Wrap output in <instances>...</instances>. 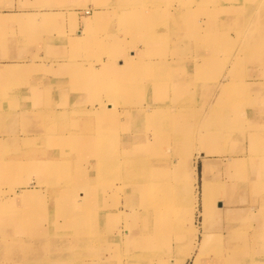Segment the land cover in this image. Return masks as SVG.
Instances as JSON below:
<instances>
[{"label": "rangeland", "instance_id": "obj_1", "mask_svg": "<svg viewBox=\"0 0 264 264\" xmlns=\"http://www.w3.org/2000/svg\"><path fill=\"white\" fill-rule=\"evenodd\" d=\"M183 1L107 0L105 5L115 7L110 15L96 13L100 7L94 2L92 8L82 9V14L89 12L90 29L82 31L72 49L80 64L64 66L34 57L42 69L33 65L35 70L26 73L40 76L43 109L17 110L16 96L9 95L5 108L0 109V140L24 138L32 145L34 139L33 145L43 147V141L56 136L54 142L67 151L50 153L45 148V157L34 159L30 156L37 149L26 152L25 165L35 162L39 166L26 168L23 175L20 158L12 155L16 152L0 148V162L7 167L0 170V231L8 241L0 248V264H68L67 248L55 244L85 240L70 231L56 209L50 211L47 197L58 185L74 188L88 172L92 193L89 205L84 206L89 213L102 208L123 210L132 193L134 205L141 211L132 208L105 222L106 235L111 238L114 231L120 236L116 247L136 236L130 249L138 247L134 255L119 264H264V93H260L264 91V27L256 26L260 18L253 21L258 12L264 18V0ZM187 2L190 4L183 7ZM176 5L186 11L182 13ZM141 15L150 17L152 24L136 21ZM163 16L173 20L166 22ZM113 22L116 28H112ZM66 33L63 36L76 38L75 31ZM41 34L40 29L28 33L33 37L30 47L34 55L46 53L45 45L36 40ZM60 34L58 31L57 36ZM116 57L123 59L119 67ZM98 65V70L92 67ZM60 66L70 74L71 85L82 91L73 87L70 92L69 84L59 81L65 86L57 84V90L52 88L54 93H49L48 87L54 86L49 82L55 78L49 75L52 70L55 75ZM120 67L126 71H118ZM83 91L92 94L93 100L88 101ZM36 95H25L21 105L32 106L35 98L30 96ZM65 112L76 117L77 126L71 130V118ZM136 112L161 115L144 120ZM212 144L219 156L206 157ZM101 154L109 160L106 183L98 175V164L93 163ZM189 157L195 170L193 210L185 197L179 203L176 186L168 193L152 190L175 178L179 163ZM56 159L59 167H48ZM129 159L136 161L132 177L118 172ZM44 162L48 163L42 168ZM68 170L71 183H63ZM29 181L36 189L41 186L43 191H36L40 197L11 200L12 188H25ZM113 182L118 186L106 188L108 195H104L103 185ZM226 182L230 187L225 195ZM203 185L207 193L218 188L206 218L201 211ZM40 201L47 202L42 209ZM19 203L21 218L10 221L14 215L8 211L17 213ZM30 208L34 209L25 213ZM44 209L48 215H37ZM50 226L58 229L51 231L55 235H41ZM100 230L99 223L93 234ZM18 235L25 240L35 238L40 247L35 251L19 248ZM204 236L210 241L198 249ZM102 242L90 244L93 253L103 249Z\"/></svg>", "mask_w": 264, "mask_h": 264}, {"label": "crops", "instance_id": "obj_2", "mask_svg": "<svg viewBox=\"0 0 264 264\" xmlns=\"http://www.w3.org/2000/svg\"><path fill=\"white\" fill-rule=\"evenodd\" d=\"M94 2L100 7L98 8L99 10L96 11V13H98L99 15H110L112 12L114 13V10L111 11V9L115 7L105 5L107 0H0V109L5 108L3 104L5 103V100L10 98L9 95L16 96L15 98H13V100H16L15 102L18 105L17 110L24 108L33 110L43 109V107L41 106L43 100L40 94L44 93V88L43 86L41 87L40 83L38 82L40 76L36 74H29L26 72H33L35 70L33 65H39L36 68H38L39 70L42 69L40 66V61L34 57H37L38 59L44 58V61L52 60L56 63H63L62 65L64 66L70 65L69 62L80 64V62L78 61L79 59H75L73 57L72 49L75 45V41L78 40V38H82V31L87 32V30L90 29V27L87 28L88 23L90 24V16H87L89 15V12L84 11V14H82V9L83 7H86L88 9L92 8ZM29 17H31L32 22L25 23V18ZM106 22L109 23L111 21ZM116 24V22H113L112 28H116ZM32 29L41 30L42 34L38 36V39L36 37V40H38L41 45H45V48H47L46 53L40 52L35 55L33 54V49H31L30 47L34 44L33 37H30L28 35V33L30 34ZM58 31L61 33L60 36H57ZM67 31H75L76 38H72L70 34H68V36H63V34H67ZM65 46L68 47L65 48ZM128 51L130 52V50ZM101 60H105V58H102ZM115 60L118 64L116 66L119 67L121 63L119 60L123 61L122 57H116ZM56 66L57 65H55L54 69H56ZM82 66L84 68H87V66ZM92 67L97 70L100 68L99 65ZM62 68L63 66H60L58 69L59 71L57 70L55 72V75H53V70L51 71V74L49 75L50 79H53V77L55 78L54 81L49 82L54 83V86L48 87L49 93H54L51 91V89H56L57 84L60 85V87L65 86L62 85L63 83H58L59 81H64L65 84H69L68 90H70V92H73L74 85H71V76L66 70H61ZM16 70H20L19 73H16ZM118 71L124 73L126 71V68L120 67V70L118 69ZM57 73L63 75L64 78H56L58 76ZM14 82H17V84H14ZM74 88L82 91V87L75 86ZM84 93L87 94L88 101L93 100V98L91 97L92 94H90L89 96L88 92ZM29 94H38L34 97L30 96V99L35 98V100L33 99L34 101L32 102L33 105H28L26 104L27 102H25L24 105H21V103L24 102L23 99L25 95ZM70 110L71 109L68 108V111ZM65 114L69 116L68 112H65ZM70 118L71 123H69V130L73 129L74 126H77V124L74 123L76 117L71 116ZM50 138L51 140H49ZM55 138L56 136H50L48 137V141H43V148H46L50 153H60L67 151L66 149L59 147L58 144L60 143L54 142L53 139ZM17 140L18 142L22 141V139ZM4 143L5 142L0 140L1 150H4V146H6ZM216 149L217 148L215 144H212V146L210 145V147L208 148V150L210 151L209 153H207L206 157H211L213 154H217L218 151H216ZM211 151L213 152L211 153ZM217 156L219 155L217 154ZM77 184L78 183H76V185ZM27 186H31V184L27 182L25 189H29ZM68 186L69 185H65V187ZM40 187L36 189L34 186V188H30L32 189L30 191L36 190L42 192L43 189H41ZM229 187L230 183L226 182L224 186L225 195L228 193ZM17 188L18 187H14L13 190ZM19 188L22 187L19 186ZM38 196L40 197V195ZM42 196L44 198V195ZM17 198H22L24 200L23 196H19ZM47 198L49 199V196ZM26 199L28 200V198ZM77 199H81L84 205H89L90 203L88 195L82 194L78 196ZM42 204L43 207H45L47 202L42 203L40 201L41 209ZM230 204L235 205V202H231ZM17 214L20 215L21 218L20 203L17 204Z\"/></svg>", "mask_w": 264, "mask_h": 264}, {"label": "bare ground", "instance_id": "obj_3", "mask_svg": "<svg viewBox=\"0 0 264 264\" xmlns=\"http://www.w3.org/2000/svg\"><path fill=\"white\" fill-rule=\"evenodd\" d=\"M185 1V0H184ZM183 1V3H185ZM188 3V2H187ZM188 4H184L183 7H185ZM181 7V6H180ZM180 7H178L176 5V9H179L182 13L186 10L181 9ZM259 13L258 15H256V18L253 20H257L259 19V21L256 22V26H262L264 27V18L262 17V15L259 17ZM28 16V15H27ZM97 17V16H96ZM163 19H165L166 22H170L173 19L168 17V16H163ZM144 21L145 23H150L152 24V19L150 17H143L141 15V17H137L136 21ZM25 23H30L32 22L31 17L29 18H25L24 20ZM255 25V24H254ZM26 26V25H25ZM28 27V26H27ZM149 28V25H148ZM152 34V33H151ZM148 37L152 38V35H147ZM146 36V37H147ZM163 61H159L158 63H162ZM122 63V62H121ZM154 63V62H153ZM245 75V74H244ZM240 79V78H239ZM264 79V78H263ZM262 79V80H263ZM242 80V78H241ZM247 82V81H246ZM248 87H250L248 85ZM249 89V88H248ZM136 90H140V89H136ZM250 90V89H249ZM140 92V91H136ZM145 92V90L143 91V93ZM260 93H264V91H260ZM139 99H143V96H137ZM138 113V112H136ZM139 115H141V113H138ZM161 115V112H157V113H150L147 112V114H142L141 117L144 120L147 119H152L155 117H158ZM21 140V139H20ZM14 141H17V143H13ZM39 141V139H38ZM34 139L32 140V145H28L26 144V141L24 138H22V141L18 142L17 139H14L13 141H6L4 144L6 145V147H8L9 150H14L16 153H12V155H16L17 157L20 158V162L19 164H21L22 169H24V171H26V168H33L35 167L38 168L39 164L33 162V164H29V165H25L24 159L25 157H29L28 154H26V152L28 151H33L37 149V153L35 155L30 156V158L32 157L33 159L37 156V157H45L46 151L45 148L40 147V146H36V144L33 145ZM42 143V142H41ZM39 148V149H38ZM101 158L93 163H97L98 164V175L100 178H102V180L104 181V183L108 182V168H109V160L107 158H104V155L101 154L100 155ZM66 157H71V155H67ZM135 159V158H134ZM192 163H191V162ZM122 162V161H121ZM121 162H119L117 165L120 167V164H122ZM48 162H44L41 163V167L45 168L46 164ZM136 163V161L129 159L127 161V165L124 168H120L118 170V172H125L126 175H130L131 176V170L133 169V165ZM48 167H51V169L53 168H58V160H53L50 161L48 163ZM63 169L67 170L69 169V167L65 164L61 165ZM193 159H191L190 157L187 158L185 161H183L181 164L179 163L178 165V169H176V177L172 179H169L168 184L163 183L160 187H152V190H162L163 193L167 192L175 187L180 195H181V199H179V203H182L185 197L186 203L189 205V207L191 208V210H193V205H194V201H195V194H194V190H193V182H194V174H195V170L193 167ZM4 168H7L6 166H4V161L0 162V170L2 171ZM205 169V163H204V167ZM65 178L62 181L63 183H71V181L69 180V177L71 175V170L65 171ZM91 175L86 174L85 176H82L79 180H78V184L75 186V189L72 187V185L65 187L63 185H58L55 189H52L51 192L53 191L54 193H52V195H49L50 198V204L49 206H51L52 209H50V211H52L53 209H56L60 215H63L65 217L64 221L69 225V229L72 232H76V237L83 239L85 241H81L80 243H76V244H63V243H58L55 244V247H66L68 250V256H67V261L68 264H119L124 258L129 259L131 258L133 254V252L138 248H135L133 250H130L133 245H135L136 241V236L130 237L129 239H127L126 243H122L120 242V246L116 247V245H114L117 241H119L120 236L116 235L115 232L113 231L112 233H110L111 238L106 235V233L104 232V227H105V222H110L111 219L113 217H118L119 215H125L127 214L126 211H129L132 208H136L137 212H141L134 204H135V198H133V194L132 193L126 201H124L123 205L125 206L123 210H118V211H107L105 208L100 209L98 212L97 211H92L91 213H89L88 208H86L82 202L81 199H77L78 196L84 194V195H91L92 193V189L89 186V184L91 183ZM1 180V178H0ZM61 182V183H62ZM29 184H31L32 182L29 181ZM39 184V183H38ZM178 185V186H177ZM118 185H116V183L113 182L112 185H106L104 184L102 187V191L104 193H106L104 190L108 187H117ZM29 189H25V188H17L12 194V199H16L19 196H23L24 199L26 198H38L39 196L36 194V190L34 191H30L32 189L30 188H34V186H27ZM206 185L202 186V191H201V211H202V215L204 218H206L209 215L210 209L213 208V200H212V194L213 192H218V188H211L210 190H206ZM111 192L113 191V189H108ZM135 192V191H134ZM104 195H108V193L104 194ZM95 196V195H94ZM96 197L97 194H96ZM99 198V197H98ZM99 202L96 204L98 205ZM220 206V203H218V206ZM41 208V207H39ZM34 208H30L29 211L25 210V213H30ZM9 214L14 215L12 217L9 218L10 221H15L18 220L20 218V215H18L17 213H14L13 210H9L8 211ZM125 213V214H123ZM112 214V215H111ZM115 214V216L113 215ZM37 215H48V212L46 209L42 210L41 212H39ZM129 215V214H128ZM42 220H45L44 218ZM100 223V228L101 230L98 233L93 234V231L96 230V228L99 226ZM181 223V222H180ZM78 228L79 230L75 229ZM50 230V231H49ZM58 230L57 228H51L48 227L44 230V232L46 233H42L41 235H52L53 233L51 231H55ZM119 230V229H118ZM128 233L126 232V235ZM55 235V233L53 234ZM94 238H96L94 240ZM202 239H200L199 241V245H198V249H200L203 246H207L209 240L208 236H204L201 237ZM6 239L5 235L0 231V248L3 247L4 245L7 244V239ZM102 240V245H103V249L101 251H99V253H93L91 250V246L90 244L92 242H98ZM191 242H192V237H191ZM18 247L22 248V247H28V248H35V247H40L39 242L35 239H22L20 238V236L18 235ZM113 243V244H109V243ZM222 253H225V251H222ZM81 255V257L79 258V256ZM88 255V256H87ZM85 256H87L85 258ZM79 262V263H77ZM128 264V262H127Z\"/></svg>", "mask_w": 264, "mask_h": 264}]
</instances>
